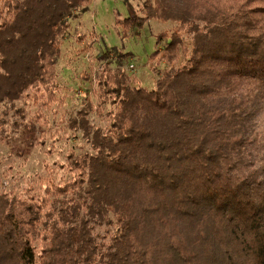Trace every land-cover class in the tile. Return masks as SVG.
<instances>
[{
    "label": "trees",
    "instance_id": "1",
    "mask_svg": "<svg viewBox=\"0 0 264 264\" xmlns=\"http://www.w3.org/2000/svg\"><path fill=\"white\" fill-rule=\"evenodd\" d=\"M9 1L0 102L55 82L65 19L91 0ZM153 19L176 23L170 48L188 55L191 37V55L151 90L103 69L122 98L97 155L28 213L0 200V264H264V0H147L119 23ZM92 224L115 228L111 244Z\"/></svg>",
    "mask_w": 264,
    "mask_h": 264
},
{
    "label": "rangeland",
    "instance_id": "2",
    "mask_svg": "<svg viewBox=\"0 0 264 264\" xmlns=\"http://www.w3.org/2000/svg\"><path fill=\"white\" fill-rule=\"evenodd\" d=\"M146 1L91 0L84 3L87 11L73 10L65 19L69 27L58 37L55 82L31 86L20 100L0 102V200L12 211L6 214L28 213L31 202L26 199L44 196L47 187L71 184L82 164L97 155L93 139L107 133L116 110L113 102L122 98L113 94L116 100L108 99L109 88L98 85L103 69L120 80V90H151L186 63L191 37H184L188 55L185 46L168 47L176 23L153 19L139 33L119 23L142 15ZM9 3L0 0V26L12 20ZM92 225L99 243L111 244L115 228Z\"/></svg>",
    "mask_w": 264,
    "mask_h": 264
}]
</instances>
